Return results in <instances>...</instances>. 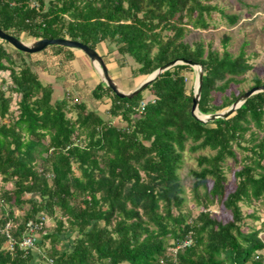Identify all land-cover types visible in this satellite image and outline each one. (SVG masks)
I'll list each match as a JSON object with an SVG mask.
<instances>
[{
  "label": "trees",
  "instance_id": "trees-1",
  "mask_svg": "<svg viewBox=\"0 0 264 264\" xmlns=\"http://www.w3.org/2000/svg\"><path fill=\"white\" fill-rule=\"evenodd\" d=\"M210 1L0 0V29L20 40L67 38L95 51L111 45L121 68L126 57L135 62L133 79L178 59L200 64L197 111L211 115L246 92L232 90L215 103L216 93L244 82L252 66L243 50L232 56L226 49L228 36L222 53L185 40L188 25L209 28L213 12L231 26L238 23V16ZM3 44L0 264H264V230L248 227L241 206L264 205V91L229 118L203 123L191 114L195 92L187 90L186 72L193 68L177 64L132 98L118 97L102 81L91 98L109 100L104 119L67 92L55 99L53 85L27 61L31 55L11 53ZM253 83L251 88L264 86L258 77ZM189 143L191 152L207 151L192 171L196 215L183 209L179 176ZM236 147L245 156L235 172L237 186L227 192L224 163L238 162ZM215 205L231 218L218 219ZM29 235L34 245L20 248Z\"/></svg>",
  "mask_w": 264,
  "mask_h": 264
},
{
  "label": "rangeland",
  "instance_id": "rangeland-1",
  "mask_svg": "<svg viewBox=\"0 0 264 264\" xmlns=\"http://www.w3.org/2000/svg\"><path fill=\"white\" fill-rule=\"evenodd\" d=\"M210 3L212 5H216L221 9H224L226 14L229 15H236L239 17V21L236 25L231 26L228 24L226 18H222L221 14L219 12H213L212 18L208 19L210 27L207 29L203 28H194L192 25H188V28L190 29V32H188L185 36V40L189 43H193L196 41H203L206 48L211 47L214 50L219 51L222 53L224 51L223 46V40L225 36H228L230 38V41L227 45V50L232 54V56H238L241 51L243 50L246 54V57L249 59L248 62L252 66V69L243 77L245 79L244 82L240 84H234L232 83L230 85V88L226 90V92H219L216 93L217 97L215 100L216 104L222 103L223 96L229 95L230 92L233 90L236 94H238L240 91H248L250 88L254 85L253 80L254 78H260L264 80V0H211ZM22 41L26 44H33L37 40L31 37H28L27 35H22ZM1 42H4L0 40ZM7 50H9L11 53L15 54V49L4 42ZM105 49L102 51L103 54L110 56L106 57V60H109L110 58L114 57V61H119L120 56L117 55V53H112V47L109 45V47L105 44ZM49 51L50 54L45 53V51L30 54L31 57L27 58V61L29 63L34 64V62L37 64L36 66L32 65L33 68H35L36 72L38 73L39 77L42 78L43 73H48L51 75L52 73L50 71L54 70V73H59V65L51 66L50 58L52 52L54 50H57L56 46H49L46 49ZM75 50V49H74ZM77 53L84 55L86 57V61H82L79 57L77 59V62H75V66L78 68L76 71V76L78 77H84L85 75H88L91 69H93V66L90 62V59L86 54H84L81 50L76 49ZM108 52V54H107ZM115 54V55H114ZM127 59V67L121 70V76L120 78L115 79V83L119 87V89L124 91H132L134 87V80L132 78V69L136 67L135 62L130 58L126 57ZM39 62V63H38ZM86 62V63H85ZM74 65V64H73ZM119 69L121 68L120 66ZM41 68H45L46 71L41 70ZM48 68V69H47ZM69 68V69H68ZM69 72L74 71V67L68 66ZM95 74L102 82V79L100 75L95 71ZM56 75V74H54ZM65 76V75H64ZM61 76L58 78V86L59 88L56 90V93L54 95L55 99H63L65 96V92L67 91V94L72 95L75 99H78L79 101H82L87 104L89 109L91 110H97L99 111L100 115L106 119L108 116L105 113V107L107 106V103H101L94 101L91 98V89L94 88L97 84V82L93 79H91L89 86L87 85L88 79L86 78V82L82 85L80 89H75L74 86L68 84L66 79H69L68 77ZM187 76V90L193 89L195 92L197 87V71L193 69L192 72H186ZM72 77V76H71ZM53 79V77H51ZM147 77H139L137 78L138 83H142L146 80ZM43 79V78H42ZM41 79V80H42ZM3 80V76L0 74V83ZM77 80V79H76ZM74 77L72 78V84L76 82ZM45 84L47 83L45 80H42ZM84 82V80H83ZM60 84V85H59ZM81 84V83H80ZM75 85V84H74ZM76 86V85H75ZM127 93V92H125ZM144 96L148 98L149 92L145 91ZM14 103L12 104V111L17 112L18 106L16 104L17 97L14 95ZM228 110V108L224 109V112ZM7 121V120H5ZM113 123L116 125H121V121L119 119H113ZM246 138H249L247 136ZM191 143L187 145L186 151L183 153V161L179 170V176L181 179L182 187L184 189V198H185V204L183 209L193 211L194 215L198 214L200 209H196L195 202L193 200V192L192 187L193 183L195 181V178L192 176L193 170H199L198 161L197 158L199 155L207 153V151H197V152H191L190 151ZM236 153L238 157V162L233 161L232 159H227L224 163V170L225 174L227 176V183L226 188L227 192L234 191V189L237 186L238 179L235 176V172L238 171L241 166V160L245 156V152H243L241 149L236 147ZM76 175H80L78 171H75ZM212 181H209L210 187L212 186ZM2 185V182H0V186ZM202 192V190H201ZM242 211L244 215L246 216V223L248 224L249 228H263L264 230V205L261 203H254L250 206L241 204ZM213 214L223 221H228L231 217L230 214L226 213L224 211V208L220 205H215L212 208ZM20 210H16V214H20ZM255 217H252V216ZM257 218V219H255ZM47 226L50 230H54L56 227V223L52 220H49L47 222ZM247 227V228H248ZM261 237L264 239V231L261 233ZM64 244H67L66 242ZM49 247V244L46 245ZM69 246V245H68ZM40 252L36 253V256L39 255ZM36 263H38V259L36 260Z\"/></svg>",
  "mask_w": 264,
  "mask_h": 264
},
{
  "label": "water",
  "instance_id": "water-1",
  "mask_svg": "<svg viewBox=\"0 0 264 264\" xmlns=\"http://www.w3.org/2000/svg\"><path fill=\"white\" fill-rule=\"evenodd\" d=\"M0 40L7 42L15 50L20 51L22 53H26V54H35V53L42 52L49 46H61V47H66V48L79 49L88 56V58L90 59L91 63L94 65L96 70L98 71L99 75L101 76L102 81L106 84V86L109 87L118 97H121V98H132L136 96L138 93L144 90L151 82H153L162 72H164L165 70L177 64L189 65L193 69H195L198 74L197 87L194 93L191 114L194 118H196L197 120L203 123L211 122L217 118H222V119L229 118L250 96L258 92L264 91V86L251 88L250 90L246 91L242 96H240L228 108V110L224 112H217L211 115H201L198 113L197 108H198V103L200 100L201 88H202V82H203V66L200 64L194 63L192 61H186L184 59H178V60L171 61L168 64L156 70L150 76H148L146 80L142 82L134 91L130 93H124L119 89L117 84L114 82V80L109 75V71L104 62V59L98 54L97 51L83 44L82 42L67 39V38L66 39L46 38V39L37 40L35 43L28 45L24 43L22 40L18 39L17 37L11 36L5 33L1 29H0ZM97 65L99 66L101 71L98 69Z\"/></svg>",
  "mask_w": 264,
  "mask_h": 264
},
{
  "label": "crops",
  "instance_id": "crops-1",
  "mask_svg": "<svg viewBox=\"0 0 264 264\" xmlns=\"http://www.w3.org/2000/svg\"><path fill=\"white\" fill-rule=\"evenodd\" d=\"M0 44H3L1 41H0ZM4 46H5V44H3ZM105 44H100V45H98V47H97V49H96V51L98 52V54L101 56V57H103V59H104V62H105V64H106V66H107V69H108V71H109V75L111 76V78L115 81V79L117 78H120V76H121V70L122 69H124V68H120L119 69V67H117V66H119V64L117 63V61H114V57L113 58H110L109 60H106V57L108 56H110V54H108V52H107V54L108 55H105V54H103L104 52L102 51L103 49H105V48H107V47H105L104 46ZM5 48H6V46H5ZM7 49V48H6ZM9 51V50H8ZM57 51V52H56ZM56 52V53H55ZM45 53H47V54H50L49 53V51H47V50H45ZM68 53H71L72 55H73V58L71 59V60H68L67 59V55H68ZM115 55V54H114ZM78 57L82 60V61H86V57L83 55H81V54H79V53H77V51H76V49L74 50V49H69L68 48V50H63V51H59L58 52V50H54L53 52H52V54H51V56H49V58H50V63H51V66H53L52 64H54V65H59V67H60V69H59V73H54L55 71L54 70H52V71H50L52 74L51 75H49L48 73H43L41 76H42V80H45L46 82H47V84H52L53 85V87H54V95H55V93H56V90L59 88V86H58V78L59 77H61V76H64V77H68L69 79H66V81L68 82V84H70V85H72V86H74L75 87V89H80L81 87H82V85L86 82L85 80H86V78L88 79V82H87V85L89 86V84H90V81H91V79L93 80H95L96 82H97V84H96V86L97 85H99L100 83H101V81L100 80H98V78H97V76H96V74H95V71L98 73V71L96 70V68L94 67V65L92 64V66H93V69H91L90 70V72L88 73V75H85L84 77H78V76H76V71L78 70V68L75 66V62H77V59H78ZM91 62V61H90ZM39 63V62H38ZM86 63V62H85ZM34 64H35V66L37 65L35 62H34ZM74 64V65H73ZM73 66L74 67V71H71V72H69V68H68V66ZM68 68V69H67ZM48 69V68H47ZM41 70H44V71H46V69L45 68H41ZM54 74H56V75H54ZM99 74V73H98ZM72 76V77H71ZM51 77H53V79L51 78ZM74 77V79L76 80V82H74V84L76 85H74V84H72L73 82H72V78ZM101 77V76H100ZM83 80H84V82H83ZM134 80V87H133V89L131 88L130 90H132V91H134L141 83H138L136 80H137V78H134L133 79ZM81 83V84H80ZM60 85V84H59ZM95 86V87H96ZM94 87V88H95ZM94 88H92L91 89V92L93 91V89ZM132 91H124V93L125 92H127V93H130V92H132ZM67 92V91H66ZM91 94V93H90ZM108 101L109 100H105V102L104 103H107V106L105 107V109L107 110L108 108H109V103H108ZM105 110V111H106Z\"/></svg>",
  "mask_w": 264,
  "mask_h": 264
},
{
  "label": "built area",
  "instance_id": "built-area-1",
  "mask_svg": "<svg viewBox=\"0 0 264 264\" xmlns=\"http://www.w3.org/2000/svg\"><path fill=\"white\" fill-rule=\"evenodd\" d=\"M142 106H144V104H142ZM29 232L32 234V232L34 231L35 228H33V224L32 223H29ZM29 233V234H30ZM34 242H35V238L33 236H24L21 244H20V248L22 249H28L30 248L31 246L34 245Z\"/></svg>",
  "mask_w": 264,
  "mask_h": 264
},
{
  "label": "bare ground",
  "instance_id": "bare-ground-1",
  "mask_svg": "<svg viewBox=\"0 0 264 264\" xmlns=\"http://www.w3.org/2000/svg\"><path fill=\"white\" fill-rule=\"evenodd\" d=\"M98 69L101 71V69L99 68V66L97 65Z\"/></svg>",
  "mask_w": 264,
  "mask_h": 264
}]
</instances>
